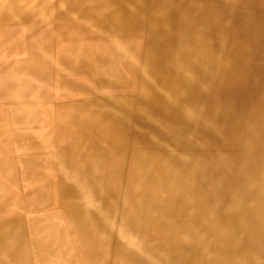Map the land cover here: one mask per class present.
<instances>
[{"label": "bare ground", "instance_id": "bare-ground-1", "mask_svg": "<svg viewBox=\"0 0 264 264\" xmlns=\"http://www.w3.org/2000/svg\"><path fill=\"white\" fill-rule=\"evenodd\" d=\"M81 24H84L83 29ZM21 27L24 33L16 34ZM72 34L76 35V40L84 39L93 46L102 43L108 47L97 51L88 47L75 51L74 48L68 50V46L59 48L57 56L62 66L70 61L76 71L86 72L90 65L72 58L75 53L77 58L85 55L97 60V65L104 74L114 78L116 85H128L134 92L129 132L120 121L105 129L96 128L95 109L109 99L103 96L95 100L99 105L95 104L96 107L89 111L69 113L66 117L78 125V132L103 135L102 138L109 139L112 149L123 153L127 164L116 175L119 186H123L119 212L127 217L124 222L128 223L130 235L133 236L137 229L150 230L145 236L155 240L152 248L146 251V257L141 251H131L115 240L110 243L108 258L112 260L109 261L159 264L171 255L167 264H195L196 260H192L195 255L205 251L199 217L202 204L197 202L194 207L185 208L186 214L178 199L181 192L176 193V199L149 203L144 200L143 187L169 182L197 185V177L186 173L185 166H204L206 160L202 158L206 155H228L231 164L235 165L239 160L237 156L245 154L246 167L264 171V0H0V42L20 40L15 45L16 51L33 56L24 66H19L37 72L44 80L48 78L46 71L49 68L45 55H51L55 44L52 39L68 40ZM118 41L124 47L110 45ZM126 55L119 68L115 60ZM7 71L5 64H1L0 72ZM109 82L101 77L96 79L102 86ZM44 98V92L38 94L39 100ZM101 117L108 118L110 114L105 112ZM4 119L22 123V110L0 107V120ZM21 137L22 134L15 133L12 140H6L7 148H12V142L21 146ZM94 147L90 145L88 150ZM95 154V151L90 152L93 159L91 163L86 162L88 168H85L96 170L106 165L107 157ZM223 161L224 158L219 165ZM21 163L29 172L35 167L29 159H21ZM131 183L135 184V190L129 193L126 190ZM235 183L237 188L260 184L262 189L257 194L249 192L256 198L254 201H264V180L238 178ZM69 187H60L62 198L73 197ZM13 190L15 186L11 193ZM234 196L242 199L249 195L244 192ZM27 200L24 198L23 205ZM101 200L98 198L95 203ZM0 203L4 204V201ZM78 209L68 207L64 211L75 219L74 228L85 241H98L96 246L104 247V230L98 221L100 216H96L97 209L85 205ZM81 211L85 217H81ZM14 212L7 219V228L0 225V264H40L46 256L54 257L61 243L54 248L36 238L31 242L26 234L27 230L29 234L34 230L35 224L27 228ZM216 213L220 229L230 231L243 227L253 233L264 231V205L218 208ZM240 217L242 223L238 224ZM183 223L186 233L196 232L200 239L190 240L185 245L184 239L178 242L177 236L181 234L174 233V226L181 227ZM116 225L119 226V222ZM167 229L171 232H165ZM97 230L99 235L95 236L93 231ZM224 239L230 244L229 235ZM167 240H173L175 246L167 247L164 244ZM27 245L37 248L36 252L27 251V254L23 251ZM90 246L92 248L93 244ZM80 247L83 253L80 254L76 247V254L84 262L90 250L87 251V246V249ZM94 250L93 247L91 251ZM94 261L107 264L102 258L94 257Z\"/></svg>", "mask_w": 264, "mask_h": 264}, {"label": "rangeland", "instance_id": "rangeland-1", "mask_svg": "<svg viewBox=\"0 0 264 264\" xmlns=\"http://www.w3.org/2000/svg\"><path fill=\"white\" fill-rule=\"evenodd\" d=\"M83 25L81 24L82 29ZM85 28L88 29L90 26H86ZM22 33H24V28H18L16 34L21 35ZM75 37L76 35L72 34L68 37V40L52 39L55 44L50 53L51 55H45V61L49 62V68L46 71L48 78L45 80L44 87L40 86L41 91L45 93V98L41 99L42 102L29 101L30 103H26L28 104L27 108L13 107L22 110V123L9 119L0 120V202L4 201V204L0 203V224H3L7 228L5 224L8 223L7 219L10 218L13 210L15 211V215L18 216L21 212H27L29 210L39 212L44 209L47 210L48 206H54V218L58 219V225L55 227L54 234L47 233L50 235L49 238H55L62 233L68 235V231H71L69 242L77 247L80 254H82L83 252L80 246L86 249L88 247L87 251H89L90 241L88 240L90 239L85 241L84 236L74 228L75 219L71 216L69 217L64 210L68 207L81 209L85 205L97 209L96 216H100L98 217V221L104 230V238H106L107 245L103 249V253H108L110 243L116 240L123 247L131 249V251H141L146 257V251L152 248L155 241L153 238L151 239L145 236L150 230L141 231L137 229L134 231L133 236L130 235L128 223L124 222L127 220V217L125 214L119 212L120 193L123 190V186H119L116 175L120 174L121 170H124L127 164L123 153L114 148L112 149V146L109 144V139L107 137L102 138L103 135H91L89 134L90 131L87 133L78 132V125H74L76 123L66 118L69 116V113L79 112L81 114L83 111H89L90 108L96 107L99 104L95 103V100L103 96L109 99H107L105 105L99 106L96 109L94 108L93 119L95 120L96 128L105 129L106 127H110L114 122L118 123L120 121L124 125L126 132H129L132 125L131 111L133 104L131 99L133 100L132 95L134 92L128 85H116L113 82L114 78L104 74L102 69L97 65V60L85 55H78L77 58V53H75L72 58L75 61H80L84 65L89 64L90 69L86 72L84 70L83 72L76 71L75 66H72L70 61L62 66L58 62L57 49L59 48L65 49L68 46V50L71 51V48H74L75 51L77 50L76 48L82 49L88 47L92 51H97L99 48L107 49L108 47L102 43H96L93 46L90 41L84 39L76 40ZM18 41L20 40L12 41L8 39L6 42H0V65L5 64L8 70L7 74L0 72V92L9 91L11 95H14L16 102L18 101L17 94L15 93L19 92L17 88L21 86L19 85V78L15 76L19 74V70H24L22 66H24L29 57L33 56L22 53L14 55L13 57L8 55L6 57V50L10 46L15 47L19 43ZM21 44L24 45L25 43L21 42ZM110 45L118 48L124 47L121 41L117 43L112 42ZM126 58L127 55L117 57L115 64L120 68L121 62L126 60ZM36 60L39 61L41 59L36 58ZM19 64L22 66H19ZM127 75L129 74L127 73ZM99 77L109 79V84L105 86L98 85L96 79ZM11 80L13 83L12 88L10 86L8 87V82ZM38 88L33 87V89H29L26 92L38 91ZM17 104L20 105L22 103ZM0 105H3V103L0 102ZM103 109H106L105 112H108L110 117H101L105 113H101ZM4 129L8 130V132H5ZM67 129H69V132ZM1 130H4V132ZM11 132H13V135L15 133L22 134L21 146L12 142V154L6 152L8 147L6 140L13 139ZM64 135L69 136L67 139H64ZM75 142L77 143L75 144ZM90 145L95 146L93 150H88ZM92 151L100 154L103 158L107 157L106 165H102L96 170L87 169L88 166L85 165L91 163L93 159V155H90ZM204 157L202 158L204 161L206 160L204 166L194 164L185 166L186 173L197 177V185L190 183L183 184L182 182H169L162 185L146 184L143 187L144 200L149 203H154L157 200L163 201L168 200V198L176 199V193L181 192L178 194V199L184 205L186 214L187 210L185 208L189 209L194 207V205H197V202L202 204L203 210L199 217L205 238L203 243L205 251L204 253L202 251L198 255H195V258L192 259L194 261L196 260L195 264H223L224 261V264H264V231L253 233L251 229L243 227L236 230L230 229V231L220 229L216 213L218 208L226 209L230 207L234 208L235 206L241 208L263 207L264 201H254L256 198L249 192L251 191L257 194L262 189L260 184L256 187L247 186L246 188H237L235 179H256L262 182L264 180V171L252 170L246 167L244 162L245 154L237 156L239 160L235 165L231 164L230 158L225 154L221 156L206 155ZM223 158L224 161L219 165V161ZM21 159H29L34 163L33 166L35 167H32L33 170L31 172L26 171L23 163H21ZM81 163L83 165H80ZM63 183L70 186L69 188L73 193L71 199L61 197L60 187ZM13 186H15V190L11 193ZM134 190L135 184L131 183L127 185L126 191L130 193ZM244 192L249 196L242 199H237L234 196L237 193L242 195ZM11 195H14V197L10 198L9 196ZM23 197L28 198L25 205H23ZM98 198H102V200L95 203ZM127 198L129 199V197ZM102 206L105 207L102 208ZM13 207L14 209L10 210ZM99 213L101 214L99 215ZM84 214L82 212L81 217H85ZM186 214L184 215V219ZM43 217L46 218L45 216ZM43 217L41 219L35 218L32 223H35V226L41 228L42 231H47L49 230L48 228H42V223L44 222ZM50 218L53 217L51 216ZM242 219L241 217L239 218L238 224L242 223ZM247 220L249 221V219ZM117 222H119V226L116 225ZM174 229L176 230L174 233L181 234L177 236L179 239L178 242L184 239V245L190 240L197 241L200 239V235L197 234L196 236V232L186 233L184 223L181 224V227L174 226ZM98 231H93L95 236L99 235L97 233ZM167 231L171 232L169 229L165 232ZM151 235L155 238L154 234ZM227 235L231 238L230 244L224 241ZM167 241L164 242L167 247H173L176 244L173 240ZM149 243L150 246H148ZM96 245L97 243L93 242L94 248L99 247ZM96 250H100V248ZM170 257L171 255L164 258L159 264H167Z\"/></svg>", "mask_w": 264, "mask_h": 264}, {"label": "crops", "instance_id": "crops-1", "mask_svg": "<svg viewBox=\"0 0 264 264\" xmlns=\"http://www.w3.org/2000/svg\"><path fill=\"white\" fill-rule=\"evenodd\" d=\"M20 53H18L16 51V48L13 46H10L7 50H6V57L11 56L13 57L14 55H19ZM28 54V53H26ZM29 55V54H28ZM32 55V54H30ZM7 74V73H6ZM8 76V75H7ZM15 77L19 78V85L21 86L20 88H17V90L19 92L15 93L17 94V101L19 103H25V104H16L18 102H16V99H14V95H11V93L8 92H0V102L3 103V105H0V107H18V108H27L28 107V103L29 101H36V102H42L41 100L38 99V94L39 93H43L44 91H41V87H44V83L45 80L43 78V76L39 75L37 72H32V71H27V69L24 68L23 71H19V74L16 75ZM12 80L10 82H8V87L10 86L11 88L12 86ZM33 87H39L38 91H30V92H26L29 89H33ZM10 88V89H11ZM36 99V100H34ZM15 101V102H14ZM22 138V137H21ZM12 140V139H11ZM8 153L12 154L13 153V148L8 149L7 151ZM53 183V182H51ZM65 185V183L61 184V186ZM48 206V209H44L43 211H39V212H33V211H27V212H21L20 215H18L21 219L22 222H24V225L28 227H31L32 223L34 221L35 218H42L43 216H45L46 218H44V222L42 223V228L46 229L48 228L49 230L47 231H42L41 228H37L36 226H34V230L31 231V233H28L27 230V236L31 238V242H33V238H36L37 241H40L45 243L46 245H52L54 248H56L60 243L61 246L58 249V251L55 253L54 257H52L51 255L46 256L45 260L43 263L40 264H98L96 263V261H94V257H97V259H103V261H106L107 264H116L114 262H111L109 260H112L110 258H108L110 255H108V253H103L101 251H103V249L105 248L106 245V238H104V247L99 246L97 248H100V250H96L97 248H94V251L92 252V248L90 246V253L89 256L86 258V260L84 262H82L81 260L78 259L77 257V248L69 242V236L71 235V231H68V235H64L63 233L59 236H56L55 238L50 239L48 234H54L55 232V227L56 225H58V219H55L54 216L55 214L53 213L55 210V207L52 206L50 207ZM53 218H50V217ZM3 225V224H0ZM4 226V225H3ZM1 228V226H0ZM41 229V230H40ZM48 233V234H47ZM53 243V244H52ZM96 243L98 244V241H96ZM91 245V243H89ZM93 244V242H92ZM26 248V249H25ZM110 249V248H109ZM37 248L35 249V247L32 246H24L23 247V251H25L27 254L28 252L32 253L36 252ZM28 251V252H27ZM97 251V253H96ZM25 252L23 255H25ZM77 253V254H76ZM94 254V255H93ZM96 254V255H95ZM81 256V255H80ZM94 256V257H92ZM63 257V259H62ZM33 264H39V263H34ZM120 264V263H117Z\"/></svg>", "mask_w": 264, "mask_h": 264}]
</instances>
